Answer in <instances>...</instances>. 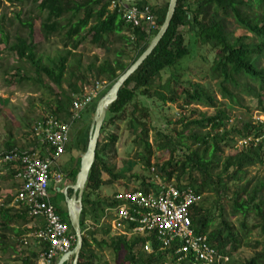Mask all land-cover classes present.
Returning a JSON list of instances; mask_svg holds the SVG:
<instances>
[{
    "label": "trees",
    "instance_id": "obj_1",
    "mask_svg": "<svg viewBox=\"0 0 264 264\" xmlns=\"http://www.w3.org/2000/svg\"><path fill=\"white\" fill-rule=\"evenodd\" d=\"M111 1L32 0L37 13L33 14L29 10L25 12L26 17L21 18L22 11L16 12L15 18L19 20L20 26L27 30L25 36L16 34L15 37L10 38L7 31L0 26V43L4 44L5 50L17 61L13 66L10 65L8 70L3 71L7 75L10 70H14L12 74L8 75V83L26 81L45 90L50 89L51 85L55 86L58 88V92L52 96L50 114L68 120L73 97L83 94L84 84L81 87L78 85L80 80L85 78L84 70L95 72L97 76H104L108 85L90 104V109H87L90 114H93L97 100L145 50L163 22L168 5V0L164 5L157 2L151 4L150 1L153 0L123 1L128 5L149 7L154 16L155 28L148 33L143 25L126 24L116 9H109ZM43 13L44 15H42ZM228 16L254 37L256 42L246 41V35L234 36L226 26ZM35 19L39 20L38 28L45 39L62 33L63 47L54 58L47 56L44 60L43 56L36 51L37 45L33 42V21ZM181 29L192 34L196 42L208 45L215 50L210 71L212 78L218 80V91L222 96L230 102H237L238 96L245 90L256 97L260 110L264 113V64L258 63L264 53V0H177L167 31L143 63L120 87L117 99L108 106L99 134V136L102 135L106 124H110L116 119H126L127 108L133 105L132 113L137 115L135 125L138 129L141 128L136 134L139 140L138 144L142 147V151L138 152V155L141 163L146 167L151 166L150 157L153 152L152 145L148 141L145 122L140 118L141 116L147 118L149 112L144 107L138 109L137 102L139 97H156L163 103L174 102L178 98L173 89L169 88L170 93L168 90L167 94L163 92V88L170 87L171 78L165 80L163 84L155 85L154 83L169 69L177 70L180 60L190 54L187 39ZM87 36H89V43L98 48L108 47L112 41L111 36L123 42L124 46L117 48L114 58H104L96 66L95 62H89L83 71H79V67L83 64L81 55L76 54L75 51ZM126 48L131 49V53H128ZM123 55L128 56V62L121 58ZM23 63H27L31 70L26 69ZM242 78H245V81ZM251 81H255L256 84ZM189 85H191V89L183 87L181 90L183 105L203 104L212 106L215 110L213 115L206 116L202 113L199 115L200 117L190 123L202 128L209 127L210 130L199 134L193 132L191 135L193 142L199 146L195 149L186 147L183 156H180L175 162L171 156L170 160L165 163L157 164L156 171L165 181H171L175 177L177 186L191 187L197 194L203 195L205 189H210L217 193L219 200L222 199L221 195H228L231 200L232 214H239L242 217L240 222L242 232L244 230L248 232L246 219L249 214L252 212L257 216L260 221L253 224L252 228L259 229V236L263 239L255 242L256 247H253V254L249 258L237 263L232 259V256L240 242L236 232L233 231L232 224L223 218L224 207L220 206L219 200L217 199L220 221L217 227L211 229H209V224L212 220L208 210L201 206L202 201L191 209V220L195 232L206 235L209 243L217 249L226 248L231 256L229 264H264V200L258 198L259 193L264 189V179L256 181L252 186H250L249 180L244 182L243 179L246 167L261 165L264 162V121L254 122L253 119H248L242 120L240 123L229 124L230 119L226 110L217 105L215 98L205 86L196 82L189 83ZM90 120L91 117L88 127ZM188 125L186 122L184 126ZM157 133L159 140L165 138L170 141L169 136L160 131ZM236 136L238 137L234 139ZM248 136L263 137V139L255 147H236L238 139ZM108 139L104 143L97 142L94 162L84 186L80 213L82 246L77 264H96L97 261L100 264H109L106 260L102 263L99 261L102 255L95 252V249H108L116 255L121 252L124 254L126 264H185L184 261L177 263L176 255H173L172 251L169 255L166 250H157V244L153 241L154 251L148 253L143 250L146 238L138 235L129 238L122 235H111L109 225L100 223V218L106 214L105 208L112 204V200L110 197L90 199L91 194L106 183L124 178L125 171H129L133 165V162H129L125 169L116 171L103 162L101 153L105 147L114 144L116 136L110 134ZM77 141L79 147L83 143L82 148L85 151L88 136L83 138L81 143L79 140ZM223 144L229 147L233 146L235 150L221 159L219 154L222 152ZM16 147L15 142L10 140L5 143V152L20 150ZM172 151L176 153L177 150L173 148ZM78 168L79 163L77 162L67 176L74 180ZM217 168L220 169L219 172L213 174V170ZM10 169L14 176L15 169L12 167ZM103 171L108 175V180H103ZM130 177L139 181L137 188L143 191H147L150 186H153V179L149 177L138 174H131ZM71 192L72 190L68 189V194ZM51 200L62 219L70 226L66 208L63 211L54 203L53 199ZM23 212V214L13 217L6 208L1 207L0 230L9 229L16 236H20L25 229L21 231L12 228L11 223L12 221H21L24 225L29 223L31 218L27 215L26 209ZM88 218L96 223L94 225L97 227L95 229L91 226L89 233H86L85 229L88 227L86 219ZM70 230L73 233L71 226ZM18 245H22V240L18 242ZM41 249H46V244H43ZM59 257L55 258L53 264H56ZM20 259V264H36L38 253L29 251L27 255L22 254ZM71 261L72 258L67 264H71Z\"/></svg>",
    "mask_w": 264,
    "mask_h": 264
},
{
    "label": "rangeland",
    "instance_id": "obj_2",
    "mask_svg": "<svg viewBox=\"0 0 264 264\" xmlns=\"http://www.w3.org/2000/svg\"><path fill=\"white\" fill-rule=\"evenodd\" d=\"M166 1L167 0H160L159 4L164 5ZM155 2L156 0L150 1L151 4ZM19 10L23 13L21 18H25V12L29 10L33 12V14L37 13L36 6L33 4L32 0H0V26L7 31L10 38L15 37L16 34L25 36L27 33L26 28L21 27L19 20L15 18L16 12ZM42 15H44V13ZM38 22V19L33 21V42L37 45L36 51L43 56L44 60L47 56L54 58L63 47L62 33L54 34L50 38L45 39L38 28ZM226 26L234 36L246 35V41L251 40V42H256V39L242 29L232 17L228 16L226 18ZM181 32L185 34L187 46L191 51L190 54L180 60L177 70L169 69V71L165 72L163 76L158 78L154 83L155 85L163 84L165 80L171 78L169 81L170 87H168V89L163 88V92L167 94L169 88L173 89L178 98L174 102L163 103L156 97H139L137 102L138 109L144 107L149 112L147 118H143L142 116L141 118H138L143 119L145 122L148 141L152 145L153 153L150 157L151 166L146 167L139 159L138 152L142 151V147L138 144L139 140L137 139L136 134L141 128L138 129L135 125L137 115L132 113L134 106L130 105L127 108L128 116L126 119H116L112 123L106 124L98 141L104 143L109 140L108 136L110 134L116 136L114 144L105 147L103 153H101V156L103 157L102 160L105 164L111 166L116 171L125 169L129 162H133V165L129 171H125L124 178H120L112 183L104 184L99 190L91 194L90 199H96L99 197L109 198L115 190L121 188H137L139 186V181L132 179L130 177L131 174L143 175L151 179L156 178L157 175L163 179L156 171L155 166L158 167L157 164L160 165L165 163L170 160L171 156L173 157V162H175L180 156L184 155L186 147L195 149L199 146V144L193 142V138L191 137L192 133H205L206 131H209L210 128H202L191 124L190 122L200 117L199 115L202 113L206 116H211L215 110L212 106L203 104L183 105L181 102V98L183 97L181 90L183 87L188 90L191 89L189 83L196 82L202 84L208 89L215 98L217 105L226 110V114L230 119L229 124L240 123L242 120L252 119L253 115L257 116L258 113H260L261 119L264 120V113L261 112L256 97L251 93L244 90L243 93H240L238 96L237 102H230L227 98L222 96L218 91V80L212 78L210 71L215 56V50L208 45H202L199 42H196L195 37L192 34L185 32L184 29H181ZM111 40L109 46L106 48H98L91 45L89 43V36H87L85 40H82L80 47L75 51L76 54L81 55V61L83 64V66L79 67V71H83V68L89 62H95L96 66L104 58H114L117 48H121L124 44L118 39H115L114 36H111ZM126 51L131 53L132 50L126 48ZM121 58L127 62L129 61L128 56L123 55ZM16 62L15 58L5 50L4 44L0 43V152L5 151V143L10 140H13L15 145H17L16 148H19L20 150H25L28 145L31 146L33 143L38 142L31 131L32 126L38 119L51 115V99L52 96L58 92V88L53 85H51L50 89L45 90L26 81L12 84L8 83V75L12 74L14 70H10L7 75H5L3 71L8 70V67L10 65L13 66ZM258 63H260V65L264 64V53ZM23 64L26 69L31 70V67L27 63ZM84 74L85 78L82 81L80 80L79 87H81L82 84L94 87L96 81H99L100 83L102 82L105 87L108 85V81L102 75L97 76L95 72L91 73L86 71V69L84 70ZM242 80L245 81V78H242ZM253 83L256 84L255 81ZM95 100L96 99L93 101ZM87 109H90V105L81 112L80 118L71 124L69 144L66 147L65 152L61 154L52 165L51 172L61 173L62 182H55L54 176H52L49 181L48 193L54 203L63 211L64 208H66L65 199L61 191L62 189L59 188H61L64 183L66 185H71L75 182V179L73 180L71 177H68L67 174L75 167L77 154L84 152L82 148L83 143L79 147L77 140L81 143V140L88 136V122L90 117L92 118V114H90ZM137 113L138 116H140L139 112ZM186 122L189 124L187 127L184 126ZM158 131L169 136L170 141H167L168 139L166 140L165 138L159 140ZM80 137L82 138L81 140ZM237 137L238 136L234 137V139ZM231 144L233 145V143ZM223 145L221 148L222 152L219 154L221 159L225 158V156L235 150L233 149V146L229 147ZM172 147L174 150H177L176 153L172 151ZM152 167L154 168V171H152ZM219 170V168L214 169L213 174H216ZM245 171L246 173L243 177L244 182L249 180L250 186H252L256 181L264 179V162L261 165L248 166L245 168ZM4 176V178L3 176H0V203L7 197H12L16 189L13 179L14 176L11 174L8 176V173L7 176ZM102 178L103 180H108V175L104 171L102 172ZM171 180L175 181L176 178L173 177ZM221 196L222 199L219 200L217 193L210 189H205L202 196L201 206L208 210V214L212 220L209 224V229H211L217 227L220 221V218L218 217L219 205L217 204V201L219 200L220 206L223 205V218L232 224L233 231L236 232L237 239L240 242L232 259L237 263H241L253 254V247H256L255 242L263 239L259 236V229L252 228V225L260 220L251 212L246 219L248 232L245 230L242 232L240 227L242 217L239 214H232L230 208L231 200H229V196ZM258 198L264 200V189L259 193ZM32 223L34 224V222ZM100 223L107 224L105 217L100 218ZM86 224L88 225L85 229L86 233H89L91 226L95 229L97 227V225H94L96 223L89 218L86 219ZM0 233L5 235L9 233V235H11L10 232L5 233L0 231ZM113 233L115 232H110L111 235ZM25 236V231L18 237L9 236V245L5 247L2 252L0 251V264H20L22 254H27L29 251H34L39 254L40 248L35 246L32 239L26 245H24L23 242L22 245H18V242L23 240ZM10 246H13V250ZM95 252L102 255L101 260H99L101 263L106 260L109 264H126L124 254L121 252L117 255L108 249H95ZM96 264L100 263L97 261Z\"/></svg>",
    "mask_w": 264,
    "mask_h": 264
},
{
    "label": "built area",
    "instance_id": "obj_3",
    "mask_svg": "<svg viewBox=\"0 0 264 264\" xmlns=\"http://www.w3.org/2000/svg\"><path fill=\"white\" fill-rule=\"evenodd\" d=\"M109 9H116L126 24L143 25L146 32L154 28V16L148 6L128 5L123 0H112ZM105 86L99 81L94 87L84 85L83 94L74 96L68 120L55 116L38 119L32 126L33 136L44 146L42 150H11L0 154V165L15 169L17 189L14 204L26 209L27 215L37 222L23 238L39 246L36 264H53L55 258L69 252L75 235L68 222L62 219L48 193L49 181L62 182V174L52 175V165L65 152L69 143L71 124L81 112L98 97ZM263 122L260 113L252 117ZM263 137L248 136L237 140L236 147L257 146ZM264 158V152H263ZM152 171L154 168L152 167ZM191 187H179L175 181H165L156 175L147 191L139 188H121L111 195L112 204L105 208V220L115 236H142L146 238L143 250L172 251L176 262L185 264H229L231 256L226 248L212 246L206 235L195 232L191 209L202 201ZM153 241V242H152ZM46 249L42 250V245ZM168 257V256H167ZM170 257V256H169Z\"/></svg>",
    "mask_w": 264,
    "mask_h": 264
},
{
    "label": "water",
    "instance_id": "obj_4",
    "mask_svg": "<svg viewBox=\"0 0 264 264\" xmlns=\"http://www.w3.org/2000/svg\"><path fill=\"white\" fill-rule=\"evenodd\" d=\"M125 2H134L138 0H123ZM177 0H168L165 17L156 34L151 38L145 50L122 72L110 88L97 100L94 112L89 125L88 142L86 150L76 156L75 164L79 163L75 182L63 188L62 193L65 199V206L71 229L75 235V241L72 249L60 256L56 264H67L72 258L71 264L78 263L79 252L82 246V231L80 228V213L82 210V197L84 186L88 177V172L94 162L97 142L102 124L106 115L108 106L117 99L118 91L127 78L137 70L146 57L152 52L161 38L167 31L173 13L175 11ZM68 189L72 192L68 194Z\"/></svg>",
    "mask_w": 264,
    "mask_h": 264
},
{
    "label": "crops",
    "instance_id": "obj_5",
    "mask_svg": "<svg viewBox=\"0 0 264 264\" xmlns=\"http://www.w3.org/2000/svg\"><path fill=\"white\" fill-rule=\"evenodd\" d=\"M156 2L157 3H159L160 2V0H156ZM36 139V138H35ZM69 144V143H68ZM17 146V145H16ZM68 146V145H67ZM25 150H44V146L43 145H41L40 143H39V141L38 142H35V143H33L31 146L30 145H28L27 146V148H25ZM2 152H5V151H1L0 153H2ZM41 152H43V151H41ZM79 154V153H78ZM77 154V155H78ZM77 164V163H76ZM7 173H8V176H10V174H11V169L9 168V167H7V166H5V165H0V176H3V178L5 177L4 175H6L7 176ZM54 173L52 172V175H53ZM12 175V174H11ZM13 176V175H12ZM14 179V182H15V188L17 189V182H16V180H15V178H13ZM67 185H69V184H67ZM65 183L61 186V188H59V189H62L63 190V188L65 187V186H67ZM16 189H15V192H16ZM61 190V191H62ZM60 191V192H61ZM14 195H15V193H14ZM14 195L11 197V196H9V197H7L4 201H2L1 203H0V208L1 207H3V208H6L7 210H8V213L10 214V215H13V217L14 216H16L17 214H23L24 212H23V208L22 207H20V206H18V205H16V204H14V202H13V197H14ZM29 218V217H28ZM14 220H17V219H14ZM31 220V221H30ZM29 220V223H27V224H22V222L21 221H16V222H14V221H12V223H11V227L12 228H17V229H19V230H23V229H25V230H27V231H25L26 232V234L29 232V230H30V228L32 227V225H34L32 222H37L36 220H32V219H30ZM14 222V223H13ZM30 223H32V224H30ZM20 225V226H19ZM22 225V226H21ZM0 231H3V230H0ZM3 232H10L11 233V235H9V233H7V235H5V234H2V233H0V251L2 252L4 249H5V247H7L8 245H9V240H8V238H9V236H11V237H15L16 235H15V233L12 231V230H5V231H3ZM16 237H18V236H16ZM25 245V244H24ZM35 246H37V245H35ZM37 247H39V246H37ZM10 248L13 250V246H10ZM23 255H25V254H23ZM27 255V254H26Z\"/></svg>",
    "mask_w": 264,
    "mask_h": 264
}]
</instances>
